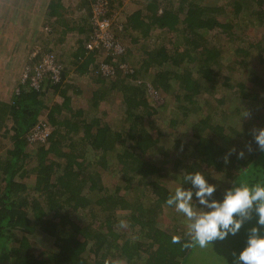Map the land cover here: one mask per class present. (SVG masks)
<instances>
[{
	"label": "trees",
	"instance_id": "1",
	"mask_svg": "<svg viewBox=\"0 0 264 264\" xmlns=\"http://www.w3.org/2000/svg\"><path fill=\"white\" fill-rule=\"evenodd\" d=\"M64 1L49 0L45 10L62 29L67 26L62 17ZM77 1L86 2L83 8L89 22L91 0ZM121 4L110 0L108 16L125 10ZM129 8L119 32L130 36L125 57L131 72L116 68L114 78L94 75L98 52L86 51L84 38L69 57L61 59L59 82L48 80L43 90L18 83L12 97L0 99V264H118L114 260L119 259L127 264L137 260L196 264L187 261L196 243L160 221L164 209L171 208L165 201L172 190L162 179L168 161H159L156 153L163 152L161 137L182 124H189L192 155L173 159V166L182 172L180 179L188 172L204 173L215 185V199L240 181L264 183V151L255 143L249 144L247 153L232 150L230 142L247 135L224 121L231 115L228 104L238 100L236 112L242 109L240 103L255 104L262 113L256 118L264 122V71L259 68L264 65V39L237 45L230 63L223 64L222 48L212 38L216 31L239 37L242 31L236 30V16L245 19V12L264 21V0H136ZM152 31H157L152 44L141 43L140 38ZM164 34L171 37L165 39ZM56 41L53 37L44 45L38 42L49 51L48 45ZM25 64L32 67L34 62ZM71 70L92 80L91 109L113 101L117 94L119 116L108 120L107 109L95 116L91 110L74 107L72 99L78 91L69 82ZM235 72H242L241 76L235 77ZM147 84L162 93L157 105L148 101ZM46 94L60 101L49 103ZM167 95H172L181 116L166 114L172 130L153 127V133L148 125L154 124V116L160 119L159 109L169 103ZM210 95L224 109L219 119L215 110L201 113V101ZM40 120L50 125L49 137L45 142H30L25 134ZM111 158L120 166L123 187L105 182ZM229 171L237 173L225 187L217 186V173ZM31 176L30 183L25 181ZM134 182L143 192L136 198L124 193ZM193 200L199 206L195 196ZM123 225L131 234L137 228L140 236L116 229ZM42 236L50 245L38 242ZM174 236L180 237L178 242H173Z\"/></svg>",
	"mask_w": 264,
	"mask_h": 264
},
{
	"label": "rangeland",
	"instance_id": "2",
	"mask_svg": "<svg viewBox=\"0 0 264 264\" xmlns=\"http://www.w3.org/2000/svg\"><path fill=\"white\" fill-rule=\"evenodd\" d=\"M92 1V0H91ZM122 4L120 8H125V10L121 9L119 13H117V19L124 20V17L126 13L130 12V6L133 5L134 1L136 0H121ZM144 1V0H139ZM43 0H0V82L2 84H6L5 86L8 88V95L12 94L14 91L16 92V82L19 83L20 79V73H21V67L26 63L27 60V52L30 51V49L37 43L40 45L45 44L46 41H49L51 38V35L47 34L43 35L40 31V28H43V22L41 24H37L39 17L41 16L43 12ZM119 8V9H120ZM246 15L249 13L245 12ZM244 15L243 19L242 17L239 18L236 16L235 24H236V30L240 29L242 33L238 35L237 38H229L224 36L223 34H218L216 32L212 38L214 39L215 43H217L221 50L223 51V64L230 63V54L232 53V50L240 44L247 45L248 43H253L254 41L263 38L264 39V21L259 20L254 15H249L247 17ZM43 21V20H42ZM53 24V23H52ZM53 24L52 29V38H58L56 37L58 32L64 31V35L66 34V30L62 29L61 25ZM89 25V22H88ZM87 24L84 23V27H86ZM90 26V25H89ZM50 27V26H49ZM71 27V26H67ZM74 27V26H73ZM59 29V31L56 30ZM45 31V30H44ZM89 32V31H88ZM119 29L117 31V40L121 42V44L124 45L125 50L127 51L130 48V36L127 35V33H123V31L119 32ZM157 31H152L149 35L146 36V38H140V42L143 44H149L151 45V41L155 38H157ZM40 33V34H39ZM212 33V34H213ZM40 37V40L37 37ZM62 36V35H61ZM88 36V34H87ZM62 41H56L51 43L48 46L50 47L56 55L59 57V59L67 58L71 54L72 51H74L78 45H74L71 40L69 43H67V36L64 39V36H62ZM76 37H81L87 39L85 37V34H81L77 32ZM161 38V36L159 35ZM171 35L164 34V38H170ZM51 38V39H52ZM50 39V40H51ZM69 39V37H68ZM83 40V39H82ZM84 40V41H85ZM37 41V42H36ZM40 43H39V42ZM74 45V46H73ZM138 53V52H137ZM109 56L111 55H105L98 53L96 56L95 64H98L100 61L109 62L111 59H109ZM122 56V55H121ZM126 56V54H125ZM112 58V57H111ZM126 58V57H125ZM135 58V57H134ZM133 58V59H134ZM130 59V60H133ZM13 60H15V64L11 67L8 66V64L14 63ZM117 60V58H116ZM128 65L131 67L129 60L127 61ZM93 65V66H94ZM92 66V67H93ZM259 68H261L264 71V65L260 64ZM242 72H235V77H240ZM82 76V77H81ZM77 76L76 74L72 73L70 76L69 82L72 84L73 87L78 88V84L81 85L82 93L81 95H77V93H74L72 103L74 107H83L87 109L88 111L91 110V114L100 116L101 110L107 109V112L110 113L107 115L108 120L114 119V115L117 117L119 116L115 111L117 110V103L119 104V96L117 94L114 95L113 101L109 100V103L100 102L97 109H91V95H90V85L92 86L91 80L87 74ZM107 77V76H104ZM78 83V84H77ZM3 91V90H2ZM2 91L0 93L2 94ZM147 92H148V101L152 104L157 105L159 102H161L162 93L160 91L155 92L152 90V88L147 84ZM46 99L49 100V103L53 100L60 101V97H50V94H46ZM204 99L201 101L203 105V113H210L214 110L216 111L215 118L219 119L223 116L224 109L222 106L218 107L215 100L213 99L214 96H204ZM206 99L208 100V103L206 102ZM52 100V101H51ZM166 100L169 101L168 106L161 107L159 110L160 112L163 111V114L161 115L160 119H155L157 116L152 117H145L144 120H148L147 118H153L154 124L148 125V129L154 133L153 127H160L161 129H165L168 131H171L172 128L167 127L169 116L166 117V114L171 115L172 113L180 117L181 116V110L174 108V102L172 95H167ZM238 100H235L233 103L228 104L227 108L231 112L226 120H224L228 126L235 125L236 129L244 133V135H247V137H241L237 138L238 140L230 142V147H232V150H236L239 152L247 153L248 152V145L253 142L252 137V129L254 127H264V122L256 118V114L258 113L260 116L262 115L261 112H258V107L255 104H248L240 103V106L242 109L240 111H235L234 107L235 105H238ZM157 103V104H156ZM248 104V105H247ZM112 109V112L109 110ZM235 112V117H233V113ZM248 113L247 116H243L244 113ZM172 114V115H173ZM157 115H159L157 113ZM243 116V117H242ZM263 117V116H262ZM192 118V117H191ZM190 118V119H191ZM178 129V130H177ZM177 129L172 130L174 131L173 134L170 135H163L161 137V144L163 147V152L161 153V149L158 153H156V156L158 160L160 161L163 158L167 159V163L164 164V174L162 179H164L165 184L173 190L176 186L177 182L180 180L181 171L179 168H176L173 166L172 161L173 159L178 155L186 156V158H190L192 155L191 153V143L188 144V139L190 137V128L189 124H182ZM181 133V134H179ZM182 144V145H181ZM166 154V157H165ZM109 170L105 172V182L108 186H114V184H120L122 187L124 186V182L122 179V175L119 172V165L117 164V161L115 159H110ZM237 169V168H236ZM237 172H226L225 175L222 173H217L216 179H217V186L223 188L227 183L232 179V177ZM33 177L29 179H25L28 183L32 181ZM260 182V180H256L254 183ZM253 183V184H254ZM186 187V186H185ZM187 188V187H186ZM128 196L130 197H139L142 195V188L140 186H137L134 182L131 184V188L128 191H124ZM194 197V196H193ZM255 215H253L251 220H246L245 223L242 225L241 229L238 233L235 235L229 234L224 239H217L211 242V244L207 245L206 247H200L198 244H195L192 247V251L190 252L187 261L190 260V262H195L196 264H229L230 260L233 258L232 253L233 251L238 252L243 246H244V240L246 235V230L255 223ZM160 221L164 224L166 229L171 231H177L178 235L186 236V226H185V218L182 214L177 213L174 208H168L166 207L164 209V213L161 215ZM126 224V221H124ZM120 229L126 232V234H131L132 231L128 226H116V229ZM137 228H134V233L131 234L132 237H139L140 234H138ZM38 242L43 246L50 245V241L43 237H38ZM111 260V259H110ZM113 261V260H112ZM115 262H118V264H127L124 259L114 260ZM129 264V263H128ZM136 264H141L140 260H137Z\"/></svg>",
	"mask_w": 264,
	"mask_h": 264
},
{
	"label": "clouds",
	"instance_id": "3",
	"mask_svg": "<svg viewBox=\"0 0 264 264\" xmlns=\"http://www.w3.org/2000/svg\"><path fill=\"white\" fill-rule=\"evenodd\" d=\"M252 137L257 148L264 151V127H254ZM214 191L215 185L208 182L204 173L192 171L177 182L165 203L183 215L185 235L202 248L229 234L235 235L255 215V223L246 230L244 246L232 253L231 264H264V183L237 182L221 199L212 198ZM179 239L174 236L173 242Z\"/></svg>",
	"mask_w": 264,
	"mask_h": 264
},
{
	"label": "built area",
	"instance_id": "4",
	"mask_svg": "<svg viewBox=\"0 0 264 264\" xmlns=\"http://www.w3.org/2000/svg\"><path fill=\"white\" fill-rule=\"evenodd\" d=\"M110 0H92L90 3V16L87 39L84 41L86 51H96L98 53L111 55V61H100L92 67L94 75H101L114 78L116 76V68L124 72H131L132 68L128 65L127 59L118 62L116 58L124 56L126 50L123 44L117 40L114 30L121 29L123 20L117 17L108 16V4ZM45 32L50 31V27H44ZM28 59L34 62L32 67L24 64V68L20 73V84H27L36 90H43L44 84L49 80L52 83L61 80L62 62L53 50L44 51L41 45L35 44L28 52ZM51 127L45 121L40 120L35 124L30 132L26 133V138L30 142H45L50 134Z\"/></svg>",
	"mask_w": 264,
	"mask_h": 264
},
{
	"label": "crops",
	"instance_id": "5",
	"mask_svg": "<svg viewBox=\"0 0 264 264\" xmlns=\"http://www.w3.org/2000/svg\"><path fill=\"white\" fill-rule=\"evenodd\" d=\"M48 1L49 0H43V12H42V14H41V16L39 17V19H38V22H37V24H41V22H43V28L46 26V25H48V26H50V31H48V33L47 34H49L50 32H52V29L53 28H51V26L53 27V24H52V21H50L49 20V16L46 14V12H45V10H46V7H47V3H48ZM79 3V4H78ZM64 7H65V9H66V11H65V14L62 16L64 19H63V22L67 25V26H71V27H65V29H67L66 30V34L64 35L63 33H64V31L63 32H61V31H59V29L58 30H56V33H57V31H59L58 32V34H57V36L56 37H58L57 38V40H62L63 39V37L62 36H64V39L66 38V36H67V43H69L71 40H73V44L74 45H76L77 43L79 44V42H78V40H82V39H84V37L83 38H81V37H76V34H77V32H79V33H81V34H85V37L87 36V34H88V31H89V25H88V18H87V15H86V13H84L85 12V10H84V8L83 7H86V2L84 3V4H81L79 1H77V0H65L64 1ZM88 9V8H87ZM61 18V17H60ZM43 20V21H42ZM84 23H86L87 24V26L86 27H84ZM56 24H58V25H60L59 24V22L58 23H56ZM55 24V25H56ZM54 25V26H55ZM64 25V24H63ZM74 26V27H73ZM64 28H63V30H65ZM40 31L42 32V34L43 35H46V33H45V31H44V29H42V28H40ZM40 34V33H39ZM62 35V36H61ZM59 37H61V39L59 38ZM68 37H69V39H68ZM38 38H39V40H40V37H39V35H38V37H37V40H38ZM51 39V38H50ZM51 45H52V42H51ZM73 45V46H74ZM28 54V53H27ZM29 59H28V55H27V60L26 61H28ZM13 62L14 63H12L11 65L10 64H8V66H13L14 64H15V60H13ZM71 73H74V74H76L73 70H71ZM82 77V76H81ZM91 80V79H90ZM91 83H92V80H91ZM16 84V86H15V88H16V91H17V88H18V82H16L15 83ZM78 84V83H77ZM6 85V84H5ZM4 84H2L1 82H0V91H2V94L0 93V99H3V100H8L10 97H12V95L14 94V92L12 93V94H10V95H8V88L5 86ZM89 85H90V95H91V91H92V89H94V87H93V84H92V86H91V84L89 83ZM75 88V87H74ZM76 90L78 91V93H77V95H81V93H82V88H81V85H79L78 84V88H76Z\"/></svg>",
	"mask_w": 264,
	"mask_h": 264
}]
</instances>
